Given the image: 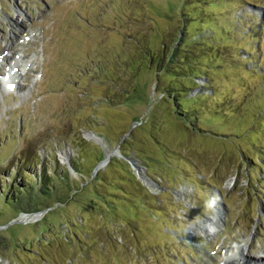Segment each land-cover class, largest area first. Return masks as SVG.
I'll return each instance as SVG.
<instances>
[{
	"label": "rangeland",
	"instance_id": "rangeland-1",
	"mask_svg": "<svg viewBox=\"0 0 264 264\" xmlns=\"http://www.w3.org/2000/svg\"><path fill=\"white\" fill-rule=\"evenodd\" d=\"M0 76V264L264 258V0H0Z\"/></svg>",
	"mask_w": 264,
	"mask_h": 264
},
{
	"label": "bare ground",
	"instance_id": "bare-ground-1",
	"mask_svg": "<svg viewBox=\"0 0 264 264\" xmlns=\"http://www.w3.org/2000/svg\"><path fill=\"white\" fill-rule=\"evenodd\" d=\"M15 37V34L13 35ZM15 44L14 42V38L10 37L9 40H7V48L9 53H13V45ZM6 55V56H5ZM8 52L4 54L3 59L4 61H10L8 63L7 67L8 72L7 75H5L4 77H12L15 75H20L21 76V69H20V65L19 62L22 63V59L21 57L16 58L14 55L12 57H8ZM7 81V80H6ZM7 83H10V81H7ZM37 216H41V214H37V215H23L22 217V221H34L36 219ZM223 217V212L216 207V212L214 214L213 217L207 219L206 221H202L199 225H196L194 227H192L190 229V234H196L197 232H203L204 234H213L215 233V230L219 228V225L221 223V218ZM37 220V219H36ZM250 245V242L247 243L246 245H242L241 248H238L236 251H233L230 255H229V260L225 263V264H264V258H261L259 260H256V258L252 257L251 255H247L245 254L246 248Z\"/></svg>",
	"mask_w": 264,
	"mask_h": 264
},
{
	"label": "water",
	"instance_id": "water-1",
	"mask_svg": "<svg viewBox=\"0 0 264 264\" xmlns=\"http://www.w3.org/2000/svg\"><path fill=\"white\" fill-rule=\"evenodd\" d=\"M107 158H108V157H106L105 159H103V160L98 164V166H96V168L98 169V168L100 167V165L105 164L106 161H107ZM133 163H134L136 166H138L137 163H135V162H133Z\"/></svg>",
	"mask_w": 264,
	"mask_h": 264
},
{
	"label": "trees",
	"instance_id": "trees-1",
	"mask_svg": "<svg viewBox=\"0 0 264 264\" xmlns=\"http://www.w3.org/2000/svg\"><path fill=\"white\" fill-rule=\"evenodd\" d=\"M178 94H179V92H178ZM198 95H192L191 97L192 98H196ZM179 104V103H178ZM183 112H186V111H183ZM182 115H184V114H182ZM101 158H98V161L100 160ZM113 162H111V164H112ZM109 163H107V165H108ZM96 173V172H95ZM46 187H47V185H45ZM45 188V187H44ZM47 188H49V187H47ZM42 192H45L44 190L42 191Z\"/></svg>",
	"mask_w": 264,
	"mask_h": 264
}]
</instances>
